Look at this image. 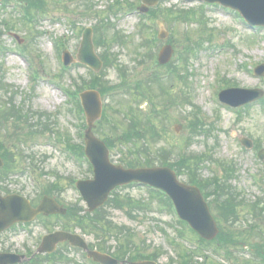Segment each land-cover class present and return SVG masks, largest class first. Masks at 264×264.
Returning <instances> with one entry per match:
<instances>
[{
    "label": "rangeland",
    "instance_id": "1",
    "mask_svg": "<svg viewBox=\"0 0 264 264\" xmlns=\"http://www.w3.org/2000/svg\"><path fill=\"white\" fill-rule=\"evenodd\" d=\"M20 1L8 2L21 8ZM139 1L120 0L116 6V0H89L88 5L87 0H44L46 13L37 16L33 11L36 21L31 25H24L9 6L0 7V45L6 49L0 53V83L8 86L3 87L8 89L7 93L0 90L1 111L8 117L7 108L11 107L30 118L29 122L25 118L28 125H37L41 120L51 128L42 133L32 128L35 132L31 133L27 124L12 120L3 125L0 140L13 152L16 163L1 175V192H11L18 184L16 189L22 187L33 199L48 184H58L59 193H54V197L68 213L74 214L44 220L47 227L41 220L34 222L29 237L13 230L5 233L0 237V252L23 254L26 246L35 252L40 235L51 227L77 233L91 250L121 259L130 256L141 259L158 253V264H177L179 253L186 255L183 250L193 248L194 244L178 237L176 227H181L175 215L166 206L162 209L145 187L117 189L113 192L116 196L112 193L99 212L87 216L85 202L70 185L72 181L92 178V173L85 159H76L65 148L69 144L83 145L85 130L82 128L85 118L76 112L66 90L72 92L81 84L82 89H87L94 76L89 74V68L77 62L64 68L61 54L67 50L75 57L83 30L95 24L107 27H102L107 30L101 29L100 34L107 39L110 59L117 60V64L100 69L97 75L100 82L109 80L111 84L107 87H112V83H118L117 70L121 68L125 69L129 86H138L131 96L122 89L119 94L102 100L115 110L114 115L112 110L107 111V120L115 123L122 120L118 112H126L143 125L150 122L157 130L158 141L146 136L139 140L140 145L148 144L153 151L164 149L174 154L173 159L182 155L200 161L202 179L215 176L239 196L237 219L230 225L241 232L238 236L242 242L259 243L264 248V211L257 217L249 212L254 203L258 204V210L264 208V158H257L258 151L264 149V104L260 102L264 96L237 112L216 102L218 94L228 88L264 92V79L252 72L256 66L264 64V29L252 30L241 24L233 12L214 5L201 7L195 0H161L156 6L155 18L140 19L136 12L125 11L133 9V3L138 6ZM142 24L148 28H143ZM8 31L23 40L22 44L18 45ZM161 34L163 38L157 39ZM151 38L157 40L145 45ZM96 39L99 40L100 35ZM166 44L172 47L173 53L169 65L161 67L157 55ZM192 46L195 51L188 53L186 48ZM94 51L97 55L101 53L98 48ZM172 64L180 70L183 80L179 75L159 78V75L165 78ZM150 80L156 82L148 87ZM231 97L241 95L231 94ZM9 98L14 107L10 106ZM175 125L180 127L178 133L173 131ZM110 131L107 123L100 122L96 124L94 135L100 139L114 137ZM242 138L251 140L250 149L241 145ZM111 143L112 163L123 166L122 160L135 159V153L130 154L121 134ZM226 173L231 176L228 180ZM179 180L186 183L187 178L180 176ZM210 210L218 220L214 208ZM92 218L101 221L94 229L89 226ZM250 225L255 230L247 232ZM56 250L49 262L43 259L35 264H87L85 254L68 244ZM228 250L232 253L230 258L222 250L220 255L209 251L210 260L215 262L209 263L264 264L261 256L253 263L246 262L252 259L247 245ZM42 258L44 256H39Z\"/></svg>",
    "mask_w": 264,
    "mask_h": 264
},
{
    "label": "water",
    "instance_id": "2",
    "mask_svg": "<svg viewBox=\"0 0 264 264\" xmlns=\"http://www.w3.org/2000/svg\"><path fill=\"white\" fill-rule=\"evenodd\" d=\"M157 1L158 0H144L147 4H155ZM206 1L221 3L224 6L236 9L251 25L264 26V0ZM169 57L170 52L164 50L159 56V62L165 64L169 60ZM77 58L79 62L88 65L95 71L99 70L101 66L100 61L96 58L92 50L90 30H87L84 34ZM65 61L68 64L72 60L70 57H65ZM256 72L262 74V67L258 68ZM237 92L245 95L244 99L239 102H235L231 98V94ZM259 97L260 93L256 91H226L220 94L222 101L237 106L256 100ZM81 99L88 124V130L85 133V154L93 165L94 179L92 181L79 182L77 183V187L87 203L89 211H93L102 206L107 200L109 192L116 186L127 184L132 181L142 182L167 192L176 204L180 217L188 222L201 237L207 240L212 239L217 233L216 225L209 214L206 204L202 201L199 192L195 188L186 187L178 183L172 171L168 169L123 170L121 167H115L109 164L107 159L108 152L103 143L94 139L91 134L92 123L100 114L97 95L92 92H87L81 95ZM243 142L245 143L247 141L243 140ZM262 155L263 154H261V157ZM48 204L49 203L45 202L42 206H39L37 210H32L27 206L24 200L15 199L13 197L5 199L0 198V233L17 221H29L40 213L46 215L51 213H65L64 210H57L56 207L53 208ZM66 239H68L72 245L85 248V245L80 242L76 236L56 233L46 237L42 244L45 249L43 252H52L59 241ZM89 256L93 258L94 261L102 264H116V261L110 257L95 252H90ZM6 263L7 262L3 264ZM137 264L154 263L141 262Z\"/></svg>",
    "mask_w": 264,
    "mask_h": 264
},
{
    "label": "trees",
    "instance_id": "3",
    "mask_svg": "<svg viewBox=\"0 0 264 264\" xmlns=\"http://www.w3.org/2000/svg\"><path fill=\"white\" fill-rule=\"evenodd\" d=\"M28 4L30 5V7H37V5H35V2L32 0H27ZM103 61H104V65L105 66H110V60H109V56L105 53L103 56ZM94 76V75H93ZM89 87L91 88H98L102 93H104L106 91L107 85L106 82L101 83L99 78L97 76H94L93 80L90 82ZM128 114H124V119H125V123H127L126 128L123 126L121 128V137L123 139H125L127 142H131L133 148H137L136 145V141L140 140V139H144L146 137V135H150L151 137L157 136V130L156 128L150 124V122H147V125H143L141 124V121H137L134 120L130 117L127 116ZM41 124V123H40ZM45 130H48L49 127L46 124H42L40 126ZM133 134L131 137H133L134 139L131 140L130 134ZM142 150L144 151H150L148 148V145H143L141 147ZM135 151L138 153V155L140 156L141 152L137 149H135ZM157 154L159 156H156L155 153H152V155L154 156V158H150V157H144L142 160L141 158H135L133 160H128L125 162L126 165H147V166H153L155 164L157 165H166V166H171L172 165L168 162L167 158H165L164 156V152H162L161 149L156 151ZM199 164L200 161H196L194 159L191 158H185L184 161L182 162V165L177 169L178 174L179 175H185L188 179L189 183H192L193 180H195L197 178V171L199 169ZM131 165V166H134ZM159 197V196H158ZM159 199H162L161 197ZM164 200V199H163ZM161 201V200H160ZM225 205L227 206V208H231L232 210V205L230 204L229 201L225 202ZM227 208H225V213L222 216L225 220H227ZM184 260V258H183ZM185 262V261H182Z\"/></svg>",
    "mask_w": 264,
    "mask_h": 264
},
{
    "label": "flooded vegetation",
    "instance_id": "4",
    "mask_svg": "<svg viewBox=\"0 0 264 264\" xmlns=\"http://www.w3.org/2000/svg\"><path fill=\"white\" fill-rule=\"evenodd\" d=\"M17 185H18V184H15V185H14L15 187L13 188V190L11 191V193H16V194H19V195L22 194V195L27 196V195L25 194V190H24L22 187L16 189V186H17ZM4 193H6V192H4ZM27 197H29V196H27ZM29 198H30V197H29ZM38 202H39V200L36 201V199H31V198H30V203H31V206H32V207H36L37 204H38ZM31 225H32V223H31V224H23V223H19V224H17V225L15 226L14 230L19 229V230H21V231H24L25 229L30 228ZM25 250H26V248H25Z\"/></svg>",
    "mask_w": 264,
    "mask_h": 264
}]
</instances>
